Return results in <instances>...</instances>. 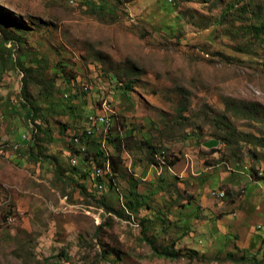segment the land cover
Segmentation results:
<instances>
[{
  "label": "rangeland",
  "instance_id": "1",
  "mask_svg": "<svg viewBox=\"0 0 264 264\" xmlns=\"http://www.w3.org/2000/svg\"><path fill=\"white\" fill-rule=\"evenodd\" d=\"M263 19L264 0H0V264H264ZM95 112L105 190L68 154Z\"/></svg>",
  "mask_w": 264,
  "mask_h": 264
},
{
  "label": "trees",
  "instance_id": "2",
  "mask_svg": "<svg viewBox=\"0 0 264 264\" xmlns=\"http://www.w3.org/2000/svg\"><path fill=\"white\" fill-rule=\"evenodd\" d=\"M253 28L257 34L262 33L264 30V19L260 24L254 26ZM0 42L2 43L1 44L2 46L0 47H5V42H3L2 39L0 40ZM8 60H13L12 55H9L8 57H5V56L0 57V64L5 65L6 61ZM23 69L27 70V68H23ZM21 104H22V108L25 111V114L27 113L29 115V118L34 123H36L37 119H41V117L37 115V111L35 109L30 108V106H28L27 104L23 102H21ZM70 107L71 106L62 105L61 109L62 111H66V109L67 108L70 109ZM96 113L97 112L92 113V114L94 115ZM92 114H89V115H92ZM89 115L86 116V124L84 126L79 123L80 119L76 120L77 117H74L73 120L71 121V124L68 126V127L71 126L73 130L71 134L72 143H73V138L76 136H79V143L78 144L76 143V144L77 145L85 144L86 152L82 153V152H79L75 147H70L68 148V154L72 157H77L78 155H84L83 159L80 160V162L82 163V165H84V167L79 168V171L83 177L84 176L89 177V180H91L93 183H96V180H98L99 178H95V176L93 175L95 169L98 167L104 169L107 163L110 166L111 163H113V156L110 155V152L108 150V146H107L108 137L96 131V128L98 127V125H101V124H96L92 126L88 120ZM39 125L40 124H37L38 127H40ZM89 129H91L92 131L91 134H87V130ZM89 144H93V146L97 147L95 155L89 154V151H88ZM34 149H35V146L31 142H29L24 152H25V156L27 157V159L32 158L34 159V161H37V156L34 154ZM153 153H155L154 150H153ZM116 157L119 158L118 155ZM151 161H153L155 165L159 164V161L157 159L155 160V162L154 160H151ZM112 170L115 171V168L113 167ZM106 177L104 178V182H105L104 190L106 189V186L108 185L112 186V183H113V178H111V176H108L107 174ZM135 185H137L136 181H135L134 186ZM129 195L130 197L126 200V205L124 204V209L125 211L127 210L128 213L131 215L132 214L131 212L137 211L140 207L146 205L147 196L143 193L137 194L135 190H131L129 192ZM151 250H152V254L158 257H163L167 259H178L180 257L179 253L176 250H174L173 245H167V246H163L162 248H158L153 243H151Z\"/></svg>",
  "mask_w": 264,
  "mask_h": 264
},
{
  "label": "built area",
  "instance_id": "3",
  "mask_svg": "<svg viewBox=\"0 0 264 264\" xmlns=\"http://www.w3.org/2000/svg\"><path fill=\"white\" fill-rule=\"evenodd\" d=\"M106 123H107L106 118H101L97 114L90 115V124L92 126H94L96 124H101V125L105 126ZM91 132H92L91 129H89L87 134H91ZM73 144L79 152H82V153L86 152L85 144L84 145H77L74 141H73ZM72 162H76V157H72ZM94 185L99 187V183H94ZM99 188H101V187H99ZM213 193L216 194L219 198L224 197V192H213Z\"/></svg>",
  "mask_w": 264,
  "mask_h": 264
},
{
  "label": "bare ground",
  "instance_id": "4",
  "mask_svg": "<svg viewBox=\"0 0 264 264\" xmlns=\"http://www.w3.org/2000/svg\"><path fill=\"white\" fill-rule=\"evenodd\" d=\"M98 116H100L101 118H106V121H107V123H106V125L105 126H107V125H109L110 124V121H111V118H110V116L109 115H107L105 112L104 113H101V114H99ZM88 120H89V123H90V117H88ZM87 132H88V130H87ZM73 141L75 142V143H79V136H76V137H74L73 138ZM94 176L96 177V178H99L98 180H96V183H99V187H101V188H99L98 186H96L98 189H102V188H104V169H102V168H100V167H98L96 170H95V172H94Z\"/></svg>",
  "mask_w": 264,
  "mask_h": 264
},
{
  "label": "water",
  "instance_id": "5",
  "mask_svg": "<svg viewBox=\"0 0 264 264\" xmlns=\"http://www.w3.org/2000/svg\"><path fill=\"white\" fill-rule=\"evenodd\" d=\"M203 144H204V146L211 148L217 144V141L214 139H211V140L204 142Z\"/></svg>",
  "mask_w": 264,
  "mask_h": 264
}]
</instances>
